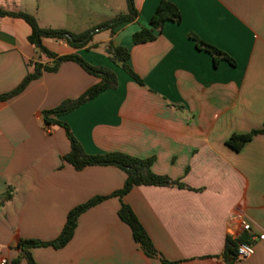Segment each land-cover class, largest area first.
I'll return each mask as SVG.
<instances>
[{"label": "crops", "instance_id": "obj_1", "mask_svg": "<svg viewBox=\"0 0 264 264\" xmlns=\"http://www.w3.org/2000/svg\"><path fill=\"white\" fill-rule=\"evenodd\" d=\"M161 1L177 7L180 23L166 22L152 42L135 45L132 36L149 28ZM133 2L138 12L134 22L116 27L113 36L95 31L85 48L43 40L57 57L78 55L117 78L115 89L58 120L86 154L153 158L154 174L199 191L135 187L120 200L111 197L125 183L120 169L77 171L63 163L70 142L64 129L46 125L42 114L100 83L66 62L55 73L43 72L18 96L0 101V196L8 189L13 193L7 202L0 199V264H27L20 258L19 240L54 241L68 213L98 197L106 199L79 217L65 247L30 250L36 264H162L136 244L118 216L121 204L132 209L157 252L170 262L264 264V239H258L264 235V135L238 152L226 146L231 136L248 134L264 123V0ZM0 8L27 12L41 23L39 10H23L21 0H0ZM30 33L23 20L0 17V95L16 89L34 63L53 64L29 43ZM191 34L235 65L221 60L215 66ZM110 42L128 51V66L142 86L109 60ZM241 220L257 237L251 243L254 255L247 261L236 255L224 258L227 238L248 239Z\"/></svg>", "mask_w": 264, "mask_h": 264}, {"label": "trees", "instance_id": "obj_2", "mask_svg": "<svg viewBox=\"0 0 264 264\" xmlns=\"http://www.w3.org/2000/svg\"><path fill=\"white\" fill-rule=\"evenodd\" d=\"M126 6L127 10L125 14H119L111 21L103 23L93 30H88L80 34H73L61 29L41 28L36 18L32 15L20 11L9 12L0 8V17L21 19L30 27L31 33L28 38L29 43L35 49H37L41 55L53 62L51 67L34 63L32 65L33 71L23 79L16 89L10 93L0 95V101H7L21 94L27 88V86L32 81L37 80L43 72L55 73L62 64L66 62H73L81 67L87 74L99 78L100 83L90 88L80 98L76 100L64 101L58 107L52 110L44 111L42 114L44 123L46 125H56L63 128L70 142V152L62 157V162L72 166L77 171H81L85 168L93 166H111L120 169L126 175L125 183L121 190L111 195V197H118L120 200L135 187H167L181 190L199 191L188 187L179 180H172L167 176H159L154 174L151 171V167L154 162L153 158L140 159L122 153H107L101 155L86 154L82 146L71 134L69 127L58 120L59 117L74 111L84 103L97 97L102 92L109 89H115L117 86V78L112 71L102 67L91 66L78 55L72 54L57 57L43 46V40H62L73 49L85 48L92 41L95 31H109L110 35L113 36L116 27L122 24L134 22L137 19L138 12L134 7L133 0H126ZM180 21L181 15L177 7L170 2L161 1L149 22V28L141 29L139 32L135 33L132 36V41L135 45L152 42L155 39L154 33L160 30L164 23L172 22L179 24ZM189 38L195 41L198 49L204 50L213 58V63L215 66H217L221 60L229 63L231 66L235 65V62L223 52L203 43L192 34L189 35ZM106 52L109 60L113 64L120 65V68L123 72H125L139 85H143L142 81L128 66L129 53L126 49L122 47H115L113 43L110 42L107 45ZM259 135H264V123L261 128L252 130L248 134L231 136L226 141V146H228L233 151L238 152L245 143ZM12 194V190L8 189L5 194L0 196L1 203L11 200ZM105 199L106 197L94 198L87 203L72 209L67 215L65 225L60 235L52 242L44 243L36 240H19L17 249L20 252V258L25 259L27 264H36L31 257V249L40 247L61 249L65 247L73 238L75 229L78 225L79 217L87 210L103 202ZM118 216L120 220L130 228L134 241L137 245H139L147 257L158 259L162 264H179L177 262H170L166 260L161 254L157 252L145 229L128 205L121 204V207L118 211ZM246 241V237H240L237 240L227 238L223 251V257L228 258V255L235 256L237 244ZM16 262H18V260Z\"/></svg>", "mask_w": 264, "mask_h": 264}, {"label": "rangeland", "instance_id": "obj_3", "mask_svg": "<svg viewBox=\"0 0 264 264\" xmlns=\"http://www.w3.org/2000/svg\"><path fill=\"white\" fill-rule=\"evenodd\" d=\"M21 8L28 12L39 10L41 28H65L75 33L93 30L127 10L126 0H60L58 4L50 0H21Z\"/></svg>", "mask_w": 264, "mask_h": 264}, {"label": "built area", "instance_id": "obj_4", "mask_svg": "<svg viewBox=\"0 0 264 264\" xmlns=\"http://www.w3.org/2000/svg\"><path fill=\"white\" fill-rule=\"evenodd\" d=\"M242 230L247 233L248 239L246 242L237 244L236 246V256L239 261H247L254 255V248L252 246V241L257 237L251 233V226L246 220L240 221ZM259 240L264 239V235L258 237ZM1 264H6L5 260L1 261Z\"/></svg>", "mask_w": 264, "mask_h": 264}, {"label": "water", "instance_id": "obj_5", "mask_svg": "<svg viewBox=\"0 0 264 264\" xmlns=\"http://www.w3.org/2000/svg\"><path fill=\"white\" fill-rule=\"evenodd\" d=\"M228 257H231L230 255H228Z\"/></svg>", "mask_w": 264, "mask_h": 264}]
</instances>
